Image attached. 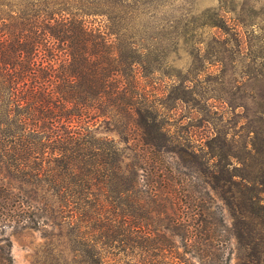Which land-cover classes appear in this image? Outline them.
I'll return each instance as SVG.
<instances>
[{
    "label": "trees",
    "instance_id": "1",
    "mask_svg": "<svg viewBox=\"0 0 264 264\" xmlns=\"http://www.w3.org/2000/svg\"><path fill=\"white\" fill-rule=\"evenodd\" d=\"M122 1L0 0V225L64 224L83 264H229L230 234L237 264H264V172L211 152L201 180L203 156L176 126L180 106L204 97L188 86L191 69H173L176 51L150 59L144 38L94 26ZM201 51L187 55L206 62ZM243 149L255 153L252 138ZM234 205L255 220L244 235Z\"/></svg>",
    "mask_w": 264,
    "mask_h": 264
},
{
    "label": "rangeland",
    "instance_id": "2",
    "mask_svg": "<svg viewBox=\"0 0 264 264\" xmlns=\"http://www.w3.org/2000/svg\"><path fill=\"white\" fill-rule=\"evenodd\" d=\"M101 9H109L112 19L98 16L96 19L86 17V20L92 22L95 19L94 26H99L103 32L144 38L142 44L150 59L160 51L169 54L176 51L170 60L174 61L173 69L182 71V76L191 69L195 81L188 86L203 96L204 101L193 102L194 109L180 106L181 116L177 117L181 119L176 131L203 156L197 160L202 171L198 174L201 180L211 179L212 163L204 156L211 152L238 154L245 158V173L251 176L263 174L264 0H123L120 5L102 6ZM197 48L206 55V62H198L187 55V51ZM196 72H199L198 76H194ZM161 84L167 82L157 83L155 87L162 89ZM189 125L193 127L188 129ZM215 135L221 137L220 140L211 141ZM224 136H228V142L222 143ZM110 137L117 140L113 134ZM249 138L258 154L249 155L244 151L243 143ZM183 158L188 160L186 155ZM133 160L130 157L126 163ZM138 175L141 184L145 173L139 170ZM262 196L264 202V193ZM239 202L236 201V205ZM212 204L213 207L220 205L216 198ZM236 205L234 215L239 218ZM222 212L225 224L230 226L233 213L229 209ZM240 217L238 230L244 235L255 220L249 216L246 220ZM56 224L47 219L38 229L0 225V251L8 252L11 264H83L81 251L75 254L71 250L77 240L69 235L64 224ZM229 237L224 257L229 258V264H237L238 242L231 234ZM196 260L190 258L193 264H197Z\"/></svg>",
    "mask_w": 264,
    "mask_h": 264
}]
</instances>
